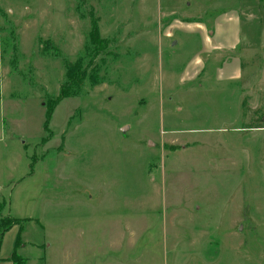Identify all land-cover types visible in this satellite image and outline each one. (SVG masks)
<instances>
[{
  "label": "rangeland",
  "instance_id": "obj_1",
  "mask_svg": "<svg viewBox=\"0 0 264 264\" xmlns=\"http://www.w3.org/2000/svg\"><path fill=\"white\" fill-rule=\"evenodd\" d=\"M75 4L0 0V264H264V0Z\"/></svg>",
  "mask_w": 264,
  "mask_h": 264
},
{
  "label": "trees",
  "instance_id": "obj_2",
  "mask_svg": "<svg viewBox=\"0 0 264 264\" xmlns=\"http://www.w3.org/2000/svg\"><path fill=\"white\" fill-rule=\"evenodd\" d=\"M76 2L75 7L80 8L85 0H74ZM82 15V14H81ZM90 29L87 34V40L84 43V52L85 57L89 56L90 46L95 44V38L97 37L98 30L96 26V22L90 19ZM100 41V40H99ZM83 55V56H84ZM86 64V66H84ZM91 67V70H88V66ZM93 67L92 59L87 58V60H82L79 57L74 63L70 65H66L65 67V75L62 84L59 87L58 94L54 98H50L47 104L45 116L46 121L50 117L54 107L57 103L65 98V97H80L84 94L85 91V83H89L94 85L102 80L104 77L103 74L100 75V70ZM21 219L13 218L10 216H6L5 218H0V244L1 239L5 231L10 229L15 224H20ZM21 226V225H20ZM21 228V227H20ZM19 237L16 238L14 249L16 248V244ZM16 255L15 250L12 253V258Z\"/></svg>",
  "mask_w": 264,
  "mask_h": 264
}]
</instances>
